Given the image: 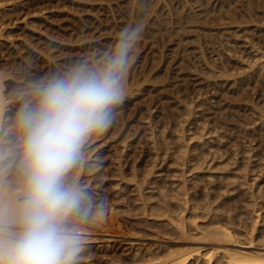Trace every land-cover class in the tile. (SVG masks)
<instances>
[{
    "label": "rangeland",
    "instance_id": "rangeland-1",
    "mask_svg": "<svg viewBox=\"0 0 264 264\" xmlns=\"http://www.w3.org/2000/svg\"><path fill=\"white\" fill-rule=\"evenodd\" d=\"M133 31L131 94L64 177L79 200L74 264L264 251V0H0V191L23 196L17 116L37 86L103 70ZM219 226L234 240L201 238Z\"/></svg>",
    "mask_w": 264,
    "mask_h": 264
},
{
    "label": "clouds",
    "instance_id": "clouds-1",
    "mask_svg": "<svg viewBox=\"0 0 264 264\" xmlns=\"http://www.w3.org/2000/svg\"><path fill=\"white\" fill-rule=\"evenodd\" d=\"M138 38V31L123 36L101 71L78 68L41 82L35 105L18 113L24 190L20 199L0 200V264H74L80 238L66 221L79 200L64 177L86 138L108 128L126 102L138 59L129 68L128 53Z\"/></svg>",
    "mask_w": 264,
    "mask_h": 264
},
{
    "label": "bare ground",
    "instance_id": "bare-ground-1",
    "mask_svg": "<svg viewBox=\"0 0 264 264\" xmlns=\"http://www.w3.org/2000/svg\"><path fill=\"white\" fill-rule=\"evenodd\" d=\"M224 1V0H223ZM175 5V4H174ZM226 6V5H225ZM220 8V7H219ZM193 16V15H192ZM204 18V17H203ZM3 25H5V24H3ZM180 26V25H179ZM3 27V26H2ZM169 27V26H168ZM0 36H1V34H0ZM3 36V35H2ZM1 71V70H0ZM8 72V71H7ZM4 73V72H3ZM6 73V72H5ZM11 74V73H10ZM3 76H7L6 74H4V75H2L1 73H0V128H1V126H2V124H3V121L5 120H3V115H4V113H6L5 112V101L7 100H5L4 99V97H3V93H2V89H3ZM11 76V75H10ZM15 80H16V78H15ZM137 88V87H136ZM135 92H137V91H135ZM132 93H133V91H132ZM131 94V93H130ZM134 95V94H133ZM132 97V96H131ZM7 103H8V101H7ZM6 115V114H5ZM6 121V120H5ZM187 147V146H186ZM187 151V150H186ZM187 154V153H186ZM195 159V158H194ZM148 179V178H147ZM183 185V184H182ZM186 185V184H185ZM149 186V185H148ZM181 186V185H180ZM184 188V187H183ZM1 190V189H0ZM187 191H185V193H186ZM188 193V192H187ZM10 193H9V191H8V193L6 192V189H5V193L3 192V190L2 191H0V200H4V199H16L15 197H13V196H10L9 195ZM227 202V201H226ZM224 203V202H223ZM166 206V205H165ZM146 207V206H145ZM79 208V207H78ZM229 213V212H228ZM258 214V213H257ZM256 214V215H257ZM147 215V214H146ZM154 216V215H153ZM169 216V215H168ZM155 217V216H154ZM254 217V216H253ZM148 218V217H147ZM155 219V218H154ZM155 221V220H154ZM170 222V221H169ZM173 223H176V222H173ZM177 224H179L178 222H177ZM181 224V223H180ZM175 225V224H174ZM184 225V224H183ZM221 225V224H220ZM176 226V225H175ZM181 227H182V225H180ZM216 226V225H215ZM223 226V225H222ZM181 227H179V228H181ZM185 227V226H184ZM198 227V226H197ZM196 227V229H198ZM108 228V227H107ZM256 229V228H255ZM108 230V229H107ZM110 230V229H109ZM179 230V229H178ZM200 230V229H199ZM207 230V229H206ZM235 230V229H234ZM257 230V229H256ZM184 231V230H183ZM201 231V230H200ZM204 233L202 234V236H201V238L202 239H204V238H207V236L208 235H210V236H212L211 238L208 236V239L210 238V239H215V241H217L216 240V238L215 237H217V239L218 238H220L221 237V239H223L224 237H227L228 239H226V238H224V239H226V242L227 241H232V239L234 238V235H233V232L230 230V228L228 229V227L226 228L225 226L224 227H215V228H211V229H209V230H207V232L205 233V231L204 230H202ZM255 231V230H254ZM109 232V231H108ZM116 232V231H115ZM196 232V231H195ZM186 233V232H185ZM239 233H241V232H239ZM107 234V233H106ZM122 234V233H121ZM187 234V233H186ZM242 234H243V231H242ZM247 234V233H246ZM245 234V235H246ZM117 235V234H116ZM124 235V234H123ZM205 235V236H204ZM248 235H250V234H248ZM252 235V234H251ZM98 236V235H97ZM112 237V236H111ZM247 237V236H246ZM246 237H245V239H246ZM250 237V236H249ZM98 238V237H97ZM99 239V238H98ZM103 239V238H102ZM109 239V238H108ZM209 239V240H210ZM221 239H220V241H221ZM223 239V240H224ZM231 239V240H230ZM206 240V239H205ZM219 240V239H218ZM234 240V239H233ZM249 240H251L252 241V239H249ZM253 240H254V237H253ZM246 241H248V240H246ZM104 242V241H103ZM255 242V241H254ZM238 243V242H237ZM236 242H235V244H237ZM239 244V243H238ZM250 244H253V242H250ZM234 245V244H233ZM243 245V244H242ZM244 245H246V244H244ZM85 246V245H84ZM103 246V245H102ZM251 246H253V245H251ZM264 246V245H263ZM193 247V246H192ZM219 247H221V246H219ZM190 248V247H189ZM201 246L199 247L198 246V248L196 247H194V248H190L189 249V251L188 250H182L181 252L179 251V252H177V253H175V251H174V253H171L170 252V254H168V255H166V256H164L163 258H160V261H158V263L157 264H192L193 262H196V261H198V260H200V259H203L204 260V262H205V264L206 263H208V264H210L212 261L214 262V261H216V257H215V254H217L219 251L220 252H224L223 254H225L226 256L225 257H228V260L226 261V262H228V263H231V261L233 262V264H264V251H262V250H259V251H257V250H255V251H257V252H254V251H249V250H251V249H248V250H246V249H234V250H230V248H229V250H228V252L225 250V249H223V247L222 248H220L221 250H218L219 248L218 247H216V248H218V249H208V250H211V251H205V252H203L202 250H201ZM222 249L223 250H225V251H222ZM178 250V249H177ZM218 250V251H217ZM220 256V255H219ZM223 256V255H222ZM148 257V256H147ZM224 257V258H225ZM220 258V257H219ZM215 259V260H214ZM156 260H157V258H156ZM159 260V259H158ZM221 260V259H220ZM220 260H218L217 259V264H218V261H220ZM202 261V260H201ZM222 261V260H221ZM220 261V262H221ZM230 261V262H229ZM200 262V261H199ZM227 263V264H228ZM140 264V263H139ZM141 264H143V263H141ZM145 264V263H144ZM146 264H147V262H146ZM156 264V263H155ZM194 264V263H193ZM221 264V263H220Z\"/></svg>",
    "mask_w": 264,
    "mask_h": 264
}]
</instances>
